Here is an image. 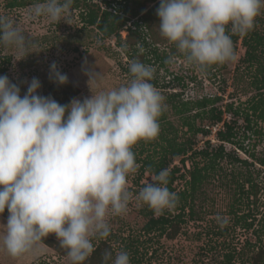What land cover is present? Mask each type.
Listing matches in <instances>:
<instances>
[{"label":"clouds","instance_id":"1","mask_svg":"<svg viewBox=\"0 0 264 264\" xmlns=\"http://www.w3.org/2000/svg\"><path fill=\"white\" fill-rule=\"evenodd\" d=\"M72 3L37 0L28 19L66 20ZM262 8L264 0H159L156 15L160 35L204 71L236 59L229 31L246 35ZM29 46L21 27L0 16V47L14 48L23 59ZM49 71L55 83H67L55 62ZM129 72L130 82L67 105L37 94V78L21 96L17 84L0 76V214L8 211L0 245L12 257L54 234L69 264H85L95 250L93 239L110 235L109 217L127 211L128 177L138 169L132 148L159 134L164 108V97L150 82L155 69L133 60ZM85 74L88 85L99 75L94 68ZM168 175L161 170L136 195L155 214L176 206ZM103 264H130V257L106 251Z\"/></svg>","mask_w":264,"mask_h":264},{"label":"rangeland","instance_id":"2","mask_svg":"<svg viewBox=\"0 0 264 264\" xmlns=\"http://www.w3.org/2000/svg\"><path fill=\"white\" fill-rule=\"evenodd\" d=\"M96 1L85 4L83 0H78L77 6L73 2L70 15L60 22H49L45 17L29 20V9L37 1L26 0V5L12 9L8 19L21 27L29 38L30 46L28 55L23 59L14 48L1 47L0 69H6L5 72L0 71V76L6 75L12 83L17 84L21 96L26 93L31 80L37 78L41 83L39 94L54 82L49 78V70L55 62L58 70L79 87V93L73 98L83 100L92 94L130 82L129 65L133 60H139L155 69L154 79L150 82L164 97L166 117L175 126L179 119L171 111L168 102L170 93H180L182 99H190L196 94L216 96L215 105L222 108L230 102L245 107L249 99L264 96V8L255 18L252 29L263 37V43L256 49L257 60L244 59L245 46L242 36H239L237 42H233L234 61L216 64L201 71L189 65L179 55L177 48L171 51L172 44L160 35L159 18L156 15L159 5L153 6L159 0L154 3L128 0V12L125 14L128 20L119 30V36L110 37H104L96 26L87 25L82 19L81 15H85L90 7H96L93 6ZM151 7L155 14L151 13L150 18L145 19L143 13ZM113 9L115 6L109 10ZM129 29L137 32L130 33ZM228 34L231 35V32ZM5 57L10 58L9 63L4 62ZM171 57H175V60L168 63ZM92 68L99 75L95 83L88 85L89 77L85 71ZM224 117L233 119L229 113H225ZM196 122L199 123V120ZM241 123L242 120H239L240 126ZM220 125L213 127L208 136L212 142L215 128ZM258 126L262 134L255 138L252 136L244 144L255 141V151L264 154V123L258 122ZM204 139L200 137L197 140V147L204 145ZM236 140L241 141V135H237ZM141 143L148 148L137 155L143 159L147 153L153 152V148L147 141L141 140L132 148L135 153ZM240 155L245 157L243 153ZM136 163L137 171L128 177L127 187L132 197L127 211L109 217L110 235L104 239H93L94 246L106 240L112 248L113 257L119 251H126L130 264H250V257L258 247L264 248V189L255 198L246 193L247 184L238 189L232 180L236 176L232 177L231 174L238 167L224 162L222 168L214 170L213 175L192 197L181 201L178 199L173 209L165 210L169 216L180 215L181 220L179 233L170 239L159 228H144L149 218L148 211L152 209L138 202L136 195L153 176L147 172L141 173V161ZM175 163H179V159ZM179 165L184 172L190 167V161L185 162V167ZM173 187V192L178 196L186 184L183 180ZM55 252L53 256L43 254L26 264H69L67 255Z\"/></svg>","mask_w":264,"mask_h":264},{"label":"trees","instance_id":"3","mask_svg":"<svg viewBox=\"0 0 264 264\" xmlns=\"http://www.w3.org/2000/svg\"><path fill=\"white\" fill-rule=\"evenodd\" d=\"M127 1L97 0L93 3V6L96 7H90L85 15H81L82 19L87 25L96 26L104 37L119 36V30L128 20V17L125 16L128 12ZM145 1L154 3L156 0ZM73 2V5L77 6L78 0H73ZM83 2L89 3L91 0H83ZM24 5H26V0H3L0 2V16L8 18L12 9ZM102 5L104 6L102 7ZM157 5H159V1L153 4V6ZM112 6H115L113 11L109 10ZM153 11V7L144 11V18H150ZM135 24L139 26L137 22ZM136 32V30H130V33ZM239 36L238 34H231L232 41L236 43ZM262 43L263 37L255 30H251L242 36V44L245 46L244 59L257 60L256 49ZM175 48V45L172 44L171 51H175ZM179 55L181 54L179 53ZM4 60V62L9 63L10 58L5 57ZM5 69L3 67L0 71L5 72ZM79 91V87L68 78L67 83L63 85L55 82L51 83L39 95L51 96L58 103L67 105ZM180 95L177 92L168 95L171 111L178 116V125L175 126L172 120L167 119L166 110L163 109L158 118L159 134L154 139L147 141L149 145H152L153 152L147 153L143 159H140L137 155L142 154L146 148L143 147V143H141L137 153L132 149L136 162L141 161V167H139L141 173L147 172L154 176L161 170L167 169L169 173L167 187L172 192L174 191L173 186L184 180L186 188L177 196L181 201L182 199L187 200L188 196L192 197L199 187L213 175L214 170L221 169L222 164L227 162L238 167L234 170V173H231L232 177L236 176L232 180L237 188H243L247 184L246 193L252 194L253 198L257 197L260 190L264 189V154L255 151V141L253 143L247 142V145L244 142L249 141L252 136L255 138V136L262 134L258 122L264 123V96L249 99L245 107L235 106L230 102L222 108L215 105L218 98L216 96L196 94L190 99H182ZM225 113H229L233 119H226L224 117ZM197 120H199V123L196 122ZM239 120H242L241 126L238 124ZM219 123L221 125L215 128L214 142H212L208 136L212 133V128ZM239 128H242L240 133ZM237 135H241V141L236 140ZM200 137L205 138L204 145L197 147V140ZM226 145H231V147L228 148ZM240 153H243L245 157H242ZM176 159H179L182 167H185L187 160L190 161V167L185 169L184 172L181 171L179 163H175ZM0 215L7 219V209ZM148 215L149 218L144 225L146 230L159 228L161 232H166V236L170 239L175 238L179 233L180 215L169 216V213L164 211L162 214L155 216L153 210L148 211ZM42 243L52 247L62 255H67V250L60 246L54 234H50ZM94 249L85 264H103V256L106 251L114 255L110 244L106 240L100 241L94 246ZM250 260V264H264V248L262 246L258 247Z\"/></svg>","mask_w":264,"mask_h":264},{"label":"crops","instance_id":"4","mask_svg":"<svg viewBox=\"0 0 264 264\" xmlns=\"http://www.w3.org/2000/svg\"><path fill=\"white\" fill-rule=\"evenodd\" d=\"M6 223L7 219L0 215V224ZM0 231H3V229L0 228ZM55 253L56 252L53 250V248L40 242L28 252H25L17 257H12L7 253L3 246L0 245V262H2L3 264H26L27 262H30L31 260H34L35 258L43 254H50L51 256H53Z\"/></svg>","mask_w":264,"mask_h":264}]
</instances>
